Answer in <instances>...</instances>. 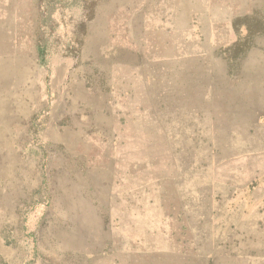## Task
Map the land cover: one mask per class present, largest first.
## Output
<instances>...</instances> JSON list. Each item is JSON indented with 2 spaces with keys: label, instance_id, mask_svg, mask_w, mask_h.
<instances>
[{
  "label": "rangeland",
  "instance_id": "rangeland-1",
  "mask_svg": "<svg viewBox=\"0 0 264 264\" xmlns=\"http://www.w3.org/2000/svg\"><path fill=\"white\" fill-rule=\"evenodd\" d=\"M29 1L0 4V264H264V0Z\"/></svg>",
  "mask_w": 264,
  "mask_h": 264
},
{
  "label": "crops",
  "instance_id": "crops-1",
  "mask_svg": "<svg viewBox=\"0 0 264 264\" xmlns=\"http://www.w3.org/2000/svg\"><path fill=\"white\" fill-rule=\"evenodd\" d=\"M19 0H0V4H5V3H12L16 4ZM35 0H30L29 2H34ZM1 7V6H0ZM13 9L19 8V6H12Z\"/></svg>",
  "mask_w": 264,
  "mask_h": 264
}]
</instances>
